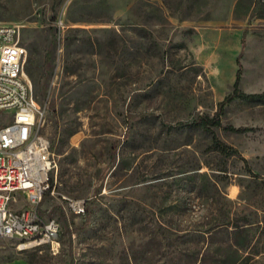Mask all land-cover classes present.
<instances>
[{
    "label": "rangeland",
    "instance_id": "obj_1",
    "mask_svg": "<svg viewBox=\"0 0 264 264\" xmlns=\"http://www.w3.org/2000/svg\"><path fill=\"white\" fill-rule=\"evenodd\" d=\"M0 22L22 25L39 132L56 152L41 210L62 225L54 244L0 239V264H225L234 241L236 264H264V102L227 106L224 124L243 132L176 126L216 111L238 56L241 87L264 90V0H0ZM67 198L93 210L72 235L84 215Z\"/></svg>",
    "mask_w": 264,
    "mask_h": 264
},
{
    "label": "built area",
    "instance_id": "obj_2",
    "mask_svg": "<svg viewBox=\"0 0 264 264\" xmlns=\"http://www.w3.org/2000/svg\"><path fill=\"white\" fill-rule=\"evenodd\" d=\"M21 34V24L0 22V114L13 111L0 126V239L27 248L57 243L62 225L41 210L54 191L57 162L51 140L39 132L43 112L24 71L27 50ZM67 203L76 215L85 214V200Z\"/></svg>",
    "mask_w": 264,
    "mask_h": 264
},
{
    "label": "trees",
    "instance_id": "obj_3",
    "mask_svg": "<svg viewBox=\"0 0 264 264\" xmlns=\"http://www.w3.org/2000/svg\"><path fill=\"white\" fill-rule=\"evenodd\" d=\"M242 41H245V38L243 37ZM54 40L49 44L48 52H47V59H46V70H45V81L42 86V91L43 95L47 96L48 95V78L51 75L53 71V62H52V48H53ZM237 63L238 67L235 73V80L232 86V89L224 96V98L218 103L217 109L213 114H198L195 116L192 120L188 121H181L178 122L176 125L177 127H185V126H194V127H202L206 129H211L213 127H222L228 131H235V132H243L248 130L249 128L246 126H235L233 124H224L223 122V116L225 114L227 106L232 103L234 100H245V101H250V102H264V90L261 92H247L241 87V77H242V71H243V66L240 62V56L237 57ZM54 109V105L51 106ZM212 143L216 149H218L221 153H223L225 156L230 157L231 155L238 154L239 151L228 144L227 142L221 140L215 133H213V138H212ZM51 149L54 153V147L53 143L51 142ZM244 161L247 162L246 158H244ZM56 209H59V212L66 221V216L65 212L61 207H57ZM92 204L91 202L86 203V212L84 214V220L82 224L74 230L70 231V235L73 234V231H83L87 229L91 222H92ZM67 225V223H66ZM240 226L236 225V229H239ZM235 229V230H236ZM235 232V231H234ZM175 242H168V245L174 246ZM239 247V244L234 241L232 244H228L229 248H233V254L228 255L225 259L219 258L217 261L219 263H225V264H236L237 263V258H236V249ZM193 257L196 261L199 260L200 262L204 263L207 259L204 256H199L193 255ZM180 257L179 261L177 264H180Z\"/></svg>",
    "mask_w": 264,
    "mask_h": 264
}]
</instances>
